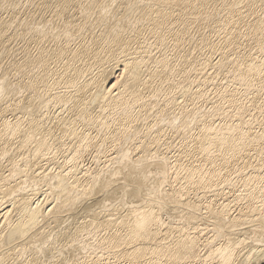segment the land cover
I'll return each instance as SVG.
<instances>
[{
	"label": "bare ground",
	"instance_id": "obj_1",
	"mask_svg": "<svg viewBox=\"0 0 264 264\" xmlns=\"http://www.w3.org/2000/svg\"><path fill=\"white\" fill-rule=\"evenodd\" d=\"M8 2L0 264H264V0Z\"/></svg>",
	"mask_w": 264,
	"mask_h": 264
},
{
	"label": "rangeland",
	"instance_id": "obj_2",
	"mask_svg": "<svg viewBox=\"0 0 264 264\" xmlns=\"http://www.w3.org/2000/svg\"><path fill=\"white\" fill-rule=\"evenodd\" d=\"M9 1V0H8ZM8 1H6V0H0V15H3V17H5V18H7V20L10 18V17H12V10L13 9H11L12 8V6H10L9 7V5H7L9 2ZM12 1H16V0H12ZM49 1V0H48ZM51 1V0H50ZM52 1H54V0H52ZM101 1H105V0H81V3L78 5L79 7L77 8V7H74L70 12H72V13H70V14H74L75 16L77 15H79V14H82V8H81V10L79 9L80 8V6L81 5H86L85 7H84V5L83 6H81V7H84V8H91L90 10L93 12V10L94 11H96L95 9L97 8L98 9V7H100L99 5L101 4ZM2 2V3H1ZM6 4H5V3ZM8 2V3H7ZM82 2H83V4H82ZM84 2H86V3H84ZM88 2V3H87ZM99 2V3H98ZM6 5L5 7H4V5ZM91 4V5H90ZM94 4V5H93ZM95 8V9H94ZM79 9V10H78ZM76 11H78V12H76ZM76 13H78V14H76ZM9 16H8V15ZM48 14V13H47ZM135 14H136V16H137V12H134V15H133V13L131 14V15H133V17L135 16ZM81 15H79V17H80ZM14 27L13 28H11V30L9 31V32H11V34L12 33H14ZM16 38V39H15ZM15 39V40H14ZM20 43V44H19ZM22 42H21V40H19L17 37H10V39L8 40V41H6V43H5V47L3 48V50L0 52V53H2L0 56V75H2L3 73L2 72H4L5 73V75H8V76H10V75H12V73H13V71L12 70H14L12 67V65L14 64V62L15 61H17L20 57H22L23 55V53L22 52H20L21 51V49H20V47L21 46H19V45H22L21 44ZM19 44V45H18ZM11 45V46H10ZM18 49H20V51H18ZM159 49H161L160 50V52H159ZM7 51H9V52H7ZM153 52L154 53H152V56H156V54L157 55H160V54H162L163 53V51H162V48H156V49H154L153 50ZM157 52H159V53H157ZM21 53V54H20ZM156 53V54H155ZM218 54V53H217ZM217 54H214L213 55V59L215 60V59H217V57L219 56V54L217 55ZM20 55V56H19ZM17 56H19L18 58H17ZM15 59H17V60H15ZM4 60V61H3ZM11 60V61H10ZM15 60V61H14ZM10 64V66H9V64ZM4 65V66H3ZM7 65V66H6ZM9 66V67H8ZM12 66V67H11ZM8 67V68H7ZM11 68V69H10ZM7 70H9V71H7ZM7 72H8V74H7ZM12 72V73H11ZM2 73V74H1ZM221 75L223 74V73H220ZM14 75H15V70H14V73H13V77H14ZM2 76H4V74L2 75ZM2 76H0V78L2 77ZM12 76H10V77H12ZM225 76L223 75L222 77L219 75V78L218 79H216L217 81H219V82H214L215 84H214V86H216V84H218V83H220V81L222 80L221 78H224ZM16 80L15 81H18L17 79H19L18 78V76H16V78H15ZM197 83H195V85H196ZM212 84V82L211 83H209V85H211ZM208 85V84H207ZM205 86V90H207L206 92H208V89H211V86L213 87V85H211V86ZM17 90H18V88H16V91H14L15 93H16V95H15V93H14V96H17V95H19V93H17ZM13 93H12V95H9V96H11L10 98L9 97H7L8 99H13L14 98V96H13ZM211 93V91L209 90V93L208 94H210ZM212 94V93H211ZM211 94H210V97H211ZM13 96V97H12ZM5 97V96H4ZM262 97H264V95L262 96ZM6 98V99H7ZM18 99V97H15L14 99ZM19 98H20V96H19ZM5 99V100H6ZM180 99H182V98H180ZM5 100H4V102L3 103H5ZM197 100H199V99H196V100H194V104H198V107L200 106L201 108L202 107H204L205 109H210V107L212 106L211 105V103L208 101V103H207V101L206 102H204L205 100H203V99H201V100H199V101H197ZM203 100V101H202ZM187 103L188 104H191V105H189V106H194L193 104H192V100H189V101H187ZM202 104H204V105H202ZM209 104V105H208ZM202 105V106H201ZM196 107H197V105H195ZM51 107H49V110H50V112H52L53 110H51V109H53V107L50 109ZM13 113H9L8 114V117L9 118H11L12 116L14 117V115H12ZM11 115V116H10ZM12 117V118H13ZM11 118V119H12ZM51 120V119H50ZM218 122H220V120L219 119H217V123ZM259 127H256L255 125L253 126V130H259L258 129ZM167 131H169V132H167ZM167 131H166V134H169L170 132H172V134H173V132H175V130H174V128H173V130L171 129V131H170V128H169V130L167 129ZM58 131H57V129H56V133H57ZM96 132V130L95 131H93V133H94V135L96 134V135H98L97 134V132ZM170 135H171V133H170ZM170 135H166L167 136V138H171V140L170 141H172V140H174V136H170ZM98 138L100 139V135L98 136ZM109 140V139H108ZM178 141H179V139L177 140V139H175V144L172 146V148L170 149L172 152H170V156H172V155H178V154H180V151H178L179 150V148L181 149V145H179V143H178ZM111 142L109 141L107 144H110ZM181 146V147H180ZM160 147H162V146H160ZM174 147V148H173ZM163 148V147H162ZM176 149V150H175ZM175 152H177L178 154H175ZM14 153V152H13ZM172 153V154H171ZM252 153H254V152H252ZM13 155H17L16 157H18L19 155H21V153H14ZM105 156L106 155H104L103 154V156H102V154H101V157H99V158H93V157H91L90 158V156H86L87 158H85V160H84V162H83V164H85L86 165V163H87V165H91L93 168H96L99 164H100V166L99 167H101V163L103 164L104 162H105V160H106V158H107V156H106V158H105ZM20 157V156H19ZM22 158H23V156H21ZM190 157V156H189ZM89 158V159H88ZM186 158V157H185ZM184 158V159H185ZM191 158V157H190ZM190 158H188V159H185V161L186 162H188V160L190 159ZM19 159V158H18ZM91 159H93V161L91 160ZM101 159H103V160H101ZM253 159V158H252ZM190 160H192V158L190 159ZM247 160V159H246ZM254 160V159H253ZM104 161V162H103ZM93 162H94V164L96 163V167L94 166V164H93ZM98 162H100V163H98ZM255 162H257V161H255ZM98 163V164H97ZM44 165V166H43ZM49 165V166H48ZM52 165V164H51ZM50 164H46V163H42V166L43 167H41L40 165H39V167H40V169L43 171V170H45L46 168V170H49L50 168L49 167H52ZM103 166V165H102ZM250 164H249V166H248V169H246L247 170V174L248 173H250ZM103 168V167H102ZM96 169H98V168H96ZM99 170H101V168L99 169ZM245 170V171H246ZM246 173V172H245ZM233 176H235V173H233V175L231 176V177H233ZM240 178H242V177H240ZM13 184H14V182H12ZM238 187H239V185L236 187V188H234L233 190L232 189H230L229 187H228V189H227V187L224 189V193L225 194H221L218 198L221 200V201H224L225 203L227 202V203H229L230 205H232V207L233 208H238V206L240 205V203H241V198L239 199V198H236L237 196L236 195H239L241 192H240V189H238ZM240 188V187H239ZM210 193V192H209ZM208 195H210V194H208ZM212 195V194H211ZM229 195V196H228ZM41 197H42V195H41ZM233 197V198H232ZM42 198H44V194H43V197ZM226 198V199H225ZM229 198V199H228ZM236 198V199H235ZM237 199H238V201H237ZM227 200V201H226ZM236 200V202H234ZM238 202V203H237ZM234 203V204H233ZM238 205H236V204ZM68 213L67 214H69V217H68V219L69 218H73L75 221L76 220H78V218H77V215H78V217H80L79 218V221H81V220H83L84 219V217L83 216H85V215H82L81 213H75V211H73L74 213H72V211L70 212V210L69 211H67ZM75 214V217L76 218H74V216L73 215ZM77 214V215H76ZM70 215L71 216H73V217H70ZM69 220V222L71 221L72 222V220ZM73 220V221H74ZM66 224L68 223V221L67 222H65ZM65 223H61V225H65ZM66 254H67V252H66ZM73 254H71L70 253V257L73 259ZM68 258V259H71V258ZM123 261V260H122ZM121 261V263L122 264H125L126 262H122Z\"/></svg>",
	"mask_w": 264,
	"mask_h": 264
}]
</instances>
